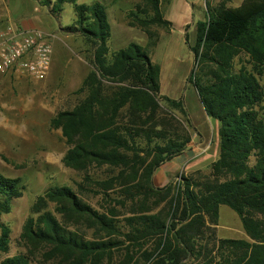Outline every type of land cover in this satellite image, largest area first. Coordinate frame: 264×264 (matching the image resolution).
<instances>
[{"label":"trees","instance_id":"obj_1","mask_svg":"<svg viewBox=\"0 0 264 264\" xmlns=\"http://www.w3.org/2000/svg\"><path fill=\"white\" fill-rule=\"evenodd\" d=\"M144 1L140 9L152 13L144 25L167 27L162 0ZM64 3L76 13L64 31L84 37L92 68L75 105L51 125L68 146L63 164L84 182L39 196L22 226L25 251L1 256L10 235L2 215L22 187L19 177L0 173V264H264V95L256 76L264 70V0L207 5L197 22L189 80L205 114L219 121V155L207 171L182 172L162 186L154 171L188 147L191 117L182 99L160 93L159 66L139 44L110 53L102 3L53 0L50 13ZM242 52L250 69L234 67ZM100 167L109 174L95 178L90 170ZM92 183L98 208L83 193ZM220 205L238 214L246 238L217 235Z\"/></svg>","mask_w":264,"mask_h":264},{"label":"rangeland","instance_id":"obj_2","mask_svg":"<svg viewBox=\"0 0 264 264\" xmlns=\"http://www.w3.org/2000/svg\"><path fill=\"white\" fill-rule=\"evenodd\" d=\"M1 1L6 9L14 6L22 9L13 12L14 17L27 13L36 27L50 35L53 47L51 69L44 81L34 82L28 78L27 84L17 85L0 79V173L19 177L22 187V195L12 200L10 212L2 215V221L10 228L8 251L1 254L7 256L25 251L20 240L22 226L32 215V206L39 196L54 186L77 188V182H84L81 172L63 164L62 157L68 146L61 129L52 127L51 119L58 111L71 109L77 102L79 95L76 90L92 68V49L78 32L64 31L65 26L75 24L76 13L71 3H64L59 13L52 14L50 6L53 0ZM241 1L162 0L161 13L169 22L167 27H163L156 23L144 25L142 20L147 21L152 16L151 12L146 14L140 9L145 4L144 0H77L85 4L100 2L105 6L111 33L108 41L110 53L130 42L139 44L150 60L159 66L160 93L173 99L181 98L192 119L197 117L196 107L201 106L197 98L194 102L197 92L193 81L189 80L196 65L191 51L196 24L207 18V5L213 10L234 7ZM151 33L155 37H151ZM250 61L249 56L242 52L234 58V67L250 69ZM256 76L264 95V70ZM209 120L219 125L218 120ZM210 163L198 169L207 171ZM90 172L95 178L109 174L105 167L93 168ZM94 188V183L88 184L83 193L85 199L98 208L102 197L94 194ZM218 220L221 224H236L241 231L237 233L221 228L219 237H245L238 214L228 206L220 205Z\"/></svg>","mask_w":264,"mask_h":264},{"label":"crops","instance_id":"obj_3","mask_svg":"<svg viewBox=\"0 0 264 264\" xmlns=\"http://www.w3.org/2000/svg\"><path fill=\"white\" fill-rule=\"evenodd\" d=\"M12 1L13 0H11V2ZM15 1L17 0H14V2ZM17 10H22V9L21 8L18 9L17 6H14V8L11 9L10 8L6 9L5 5L0 0V28H4L7 25H12L15 29H19V30L38 28L36 27L35 23L28 18L27 13L18 15V17H14L13 12H17ZM28 78L34 80L33 78L25 74H18L14 72H4V73L0 72V79L2 81L5 82L13 81V83L17 85H24L25 83L27 84ZM45 78L39 81L34 80V82L44 81ZM196 98L198 99V96L194 97V102H196ZM194 105L195 104H193V106ZM195 115L197 117L193 119H192L193 117L192 114H191L192 117L190 116L192 123L190 130L188 131L189 142L187 149L184 150L179 155L172 158L171 160L162 163L154 171L153 183L156 186L164 185L170 179H172V177L175 176L176 173H182L186 171L188 172L189 170L198 169L199 167H202L205 164L210 163L215 159H217L219 155V136H218L219 125H217L216 122L213 124L212 122H210L209 118L211 117H208L203 112L201 106L196 107ZM181 167L183 168V171L180 172ZM219 215H220V207H219ZM221 228L228 231H235L237 233L241 232L240 226H237L236 224H232V223L221 224L218 220V224L216 226V231L218 236H220L218 230ZM246 237L247 236L245 233V238ZM238 238H242V237H238Z\"/></svg>","mask_w":264,"mask_h":264},{"label":"built area","instance_id":"obj_4","mask_svg":"<svg viewBox=\"0 0 264 264\" xmlns=\"http://www.w3.org/2000/svg\"><path fill=\"white\" fill-rule=\"evenodd\" d=\"M53 47L50 35L39 28H0V72L25 74L44 79L50 71Z\"/></svg>","mask_w":264,"mask_h":264}]
</instances>
